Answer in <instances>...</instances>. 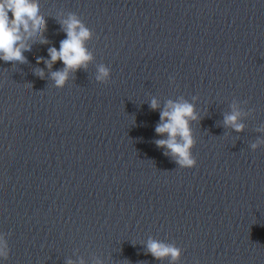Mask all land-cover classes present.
<instances>
[{"label":"clouds","instance_id":"clouds-1","mask_svg":"<svg viewBox=\"0 0 264 264\" xmlns=\"http://www.w3.org/2000/svg\"><path fill=\"white\" fill-rule=\"evenodd\" d=\"M39 12L38 0H0V60L26 62L23 52L30 50V44L27 41L37 36L45 27L44 18ZM60 23L66 37L60 40L59 47L48 48L49 59L44 60L49 68L57 60L64 64L62 70L51 73L57 87L65 85L70 72L87 68L88 63L93 59L86 47V42L93 36L92 30L75 13H69ZM40 60L43 58H39L38 63ZM36 74L42 77L43 70L36 69ZM96 79L107 83L110 79V69L104 65L99 66ZM170 79L174 82V78ZM150 107L153 110L159 107L155 98L152 99ZM232 109L231 113L225 115L224 124L235 131H242L244 125L239 122L241 113L235 104L232 105ZM196 119L198 117L194 104L182 98L176 102L169 100L164 110L160 112V123L155 129L157 134H167V139L156 141L157 146L167 148L183 168H193L197 163L192 154L195 141L190 127V121ZM259 143L264 141L253 143L251 148L255 150ZM165 154L167 155L168 152ZM147 249L156 259L170 257V264H176L181 255V249L174 244H165L153 239H149ZM7 254V244L0 238V257L6 258Z\"/></svg>","mask_w":264,"mask_h":264}]
</instances>
